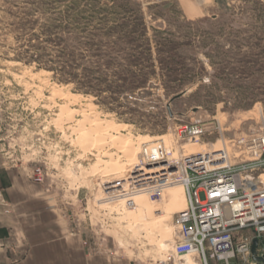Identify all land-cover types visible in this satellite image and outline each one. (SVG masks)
Returning <instances> with one entry per match:
<instances>
[{"label":"rangeland","instance_id":"rangeland-1","mask_svg":"<svg viewBox=\"0 0 264 264\" xmlns=\"http://www.w3.org/2000/svg\"><path fill=\"white\" fill-rule=\"evenodd\" d=\"M263 126L264 0H0V187L40 184L89 253L169 258L186 194L138 191L146 150L234 158Z\"/></svg>","mask_w":264,"mask_h":264},{"label":"built area","instance_id":"built-area-1","mask_svg":"<svg viewBox=\"0 0 264 264\" xmlns=\"http://www.w3.org/2000/svg\"><path fill=\"white\" fill-rule=\"evenodd\" d=\"M186 134L198 138L204 130L192 126ZM234 144L240 150L234 158L225 148L176 164L167 157L170 151L146 150V159L135 168L139 177L132 179L139 181L138 191L181 185L187 203L174 219V249L158 264H183L178 259L186 257L198 264H264L254 259L264 258V126Z\"/></svg>","mask_w":264,"mask_h":264},{"label":"crops","instance_id":"crops-1","mask_svg":"<svg viewBox=\"0 0 264 264\" xmlns=\"http://www.w3.org/2000/svg\"><path fill=\"white\" fill-rule=\"evenodd\" d=\"M0 187V264H133L105 253H89L53 207L40 184L10 172Z\"/></svg>","mask_w":264,"mask_h":264},{"label":"trees","instance_id":"trees-1","mask_svg":"<svg viewBox=\"0 0 264 264\" xmlns=\"http://www.w3.org/2000/svg\"><path fill=\"white\" fill-rule=\"evenodd\" d=\"M97 9V8H96ZM87 11H90L89 13H91L92 15H97L99 12H97L96 10H94V7H89L87 8ZM82 16L80 17V19H82ZM94 17V16H93ZM65 30H68L70 31V29L68 28H65ZM65 32V31H64ZM72 32V31H70ZM80 32V31H79ZM82 33V32H80ZM62 49V59H63V62H64V66H63V70H61V73L63 75H68L70 76L71 74L68 73V70H72L73 68H75V66L77 67V60L75 59H72V55H70V58L71 59H68V61L66 60V57L69 56V54H76V51L78 50V47H75V46H71V45H68V44H63V46L59 47ZM73 71V70H72ZM74 77V76H73Z\"/></svg>","mask_w":264,"mask_h":264},{"label":"water","instance_id":"water-1","mask_svg":"<svg viewBox=\"0 0 264 264\" xmlns=\"http://www.w3.org/2000/svg\"><path fill=\"white\" fill-rule=\"evenodd\" d=\"M257 246H258V241L257 240H255L254 241V244H253V249H252V253H253V255H254V257L256 256V248H257ZM256 261H258V262H262V263H264V258H254Z\"/></svg>","mask_w":264,"mask_h":264},{"label":"bare ground","instance_id":"bare-ground-1","mask_svg":"<svg viewBox=\"0 0 264 264\" xmlns=\"http://www.w3.org/2000/svg\"><path fill=\"white\" fill-rule=\"evenodd\" d=\"M162 151V150H161ZM155 152H158V151H155ZM213 152H217V151H213ZM171 166H173V165H171ZM193 264H198V263H193Z\"/></svg>","mask_w":264,"mask_h":264}]
</instances>
